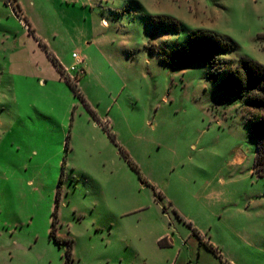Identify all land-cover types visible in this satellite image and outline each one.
<instances>
[{
	"label": "rangeland",
	"instance_id": "obj_1",
	"mask_svg": "<svg viewBox=\"0 0 264 264\" xmlns=\"http://www.w3.org/2000/svg\"><path fill=\"white\" fill-rule=\"evenodd\" d=\"M194 29L264 65V0H0V264H264L251 108L160 59Z\"/></svg>",
	"mask_w": 264,
	"mask_h": 264
},
{
	"label": "trees",
	"instance_id": "obj_2",
	"mask_svg": "<svg viewBox=\"0 0 264 264\" xmlns=\"http://www.w3.org/2000/svg\"><path fill=\"white\" fill-rule=\"evenodd\" d=\"M147 19L149 24L157 28L179 31V22L173 16L148 14ZM27 30L32 32L28 27ZM236 46V42L228 36L204 29H194L187 31L185 39L177 47L172 49L160 47L159 54L160 59L168 65L186 67L194 62L204 65L208 68V77L215 82V87L225 100H242L246 107L251 108V111H247L245 121L255 140L252 171L257 176L264 177V65L241 55L233 67L229 68L228 61L221 55ZM47 54L59 72H62L63 68L56 59L48 52ZM66 81L73 93L80 95L75 82L67 78ZM108 134L114 140L113 135L109 132ZM53 231L52 221L50 236H55ZM199 243H203L209 251L219 256L208 242L199 239Z\"/></svg>",
	"mask_w": 264,
	"mask_h": 264
},
{
	"label": "built area",
	"instance_id": "obj_3",
	"mask_svg": "<svg viewBox=\"0 0 264 264\" xmlns=\"http://www.w3.org/2000/svg\"><path fill=\"white\" fill-rule=\"evenodd\" d=\"M72 56L75 58V63L72 64L69 68H63L64 71L66 70H76V64L81 61V58L78 56L76 52H72Z\"/></svg>",
	"mask_w": 264,
	"mask_h": 264
},
{
	"label": "snow or ice",
	"instance_id": "obj_4",
	"mask_svg": "<svg viewBox=\"0 0 264 264\" xmlns=\"http://www.w3.org/2000/svg\"><path fill=\"white\" fill-rule=\"evenodd\" d=\"M17 106H18V107H21V108L24 107V104H23L22 101H20L19 96H18V98H17Z\"/></svg>",
	"mask_w": 264,
	"mask_h": 264
},
{
	"label": "crops",
	"instance_id": "obj_5",
	"mask_svg": "<svg viewBox=\"0 0 264 264\" xmlns=\"http://www.w3.org/2000/svg\"><path fill=\"white\" fill-rule=\"evenodd\" d=\"M25 25V24H24ZM34 32V31H33ZM204 240V239H203ZM205 241V240H204ZM206 242H208V241H206Z\"/></svg>",
	"mask_w": 264,
	"mask_h": 264
}]
</instances>
